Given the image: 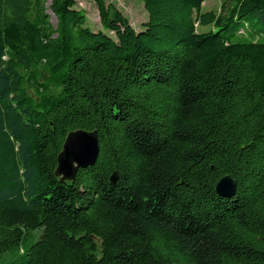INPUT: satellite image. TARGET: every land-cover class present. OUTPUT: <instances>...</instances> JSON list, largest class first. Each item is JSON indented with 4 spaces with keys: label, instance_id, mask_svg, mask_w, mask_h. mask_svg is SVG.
Segmentation results:
<instances>
[{
    "label": "trees",
    "instance_id": "16d2710c",
    "mask_svg": "<svg viewBox=\"0 0 264 264\" xmlns=\"http://www.w3.org/2000/svg\"><path fill=\"white\" fill-rule=\"evenodd\" d=\"M91 1L0 0V264H264V0Z\"/></svg>",
    "mask_w": 264,
    "mask_h": 264
},
{
    "label": "water",
    "instance_id": "95a60500",
    "mask_svg": "<svg viewBox=\"0 0 264 264\" xmlns=\"http://www.w3.org/2000/svg\"><path fill=\"white\" fill-rule=\"evenodd\" d=\"M97 154L96 131L81 129L71 131L67 134L62 150L58 154L55 173L63 179H73L79 168L95 162ZM215 189L219 195L231 196L236 189V180L230 175H224L217 181Z\"/></svg>",
    "mask_w": 264,
    "mask_h": 264
},
{
    "label": "rangeland",
    "instance_id": "374dc122",
    "mask_svg": "<svg viewBox=\"0 0 264 264\" xmlns=\"http://www.w3.org/2000/svg\"><path fill=\"white\" fill-rule=\"evenodd\" d=\"M106 3H113L129 20L134 29H141V24L147 19V12L144 9L142 0H105ZM223 0H204L202 2L201 11L210 10L219 11ZM50 0H46L47 11L51 15L52 24L55 25L56 19L48 8ZM77 8L82 9L85 15L84 25L92 31L104 30L99 22L98 11L96 5L91 0H77ZM213 25L200 26L198 31L207 32L214 31Z\"/></svg>",
    "mask_w": 264,
    "mask_h": 264
}]
</instances>
